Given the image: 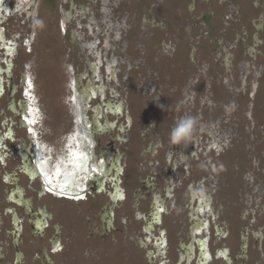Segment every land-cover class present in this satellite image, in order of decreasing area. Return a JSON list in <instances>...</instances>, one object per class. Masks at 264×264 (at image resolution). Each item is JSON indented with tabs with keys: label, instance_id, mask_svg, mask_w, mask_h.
<instances>
[{
	"label": "flooded vegetation",
	"instance_id": "1",
	"mask_svg": "<svg viewBox=\"0 0 264 264\" xmlns=\"http://www.w3.org/2000/svg\"><path fill=\"white\" fill-rule=\"evenodd\" d=\"M257 97L264 0H0V264H264Z\"/></svg>",
	"mask_w": 264,
	"mask_h": 264
},
{
	"label": "rangeland",
	"instance_id": "2",
	"mask_svg": "<svg viewBox=\"0 0 264 264\" xmlns=\"http://www.w3.org/2000/svg\"><path fill=\"white\" fill-rule=\"evenodd\" d=\"M135 2V1H134ZM51 4L53 5H57L56 1H53ZM134 3H132L131 5H133ZM54 6V7H55ZM55 13V12H54ZM57 17V14L54 15V18ZM43 36L40 35H37V42H36V45L38 46L36 49L37 50H34L33 53H31V55L28 56V59L30 60V67L32 68L33 70V73L36 74V78L37 80L40 81V86L38 87V89L41 87L44 92H43V95H44V98L41 96V93H39L38 95V99H39V103L42 105L43 101H50L52 102L51 104H49V106H53L54 105V100L56 99H53L49 92L50 90H47L45 87V82H48L47 79H50L51 81H55L56 80V74H55V66H53L51 63H52V60L51 59H54L56 60L57 56L58 55H55L53 58H51V56H47L45 55L41 49H42V45L45 42L48 43V38H44L42 41H41V38ZM51 42V41H50ZM67 62L66 60L63 61V72L65 71L66 72V69H65V66ZM45 69H48L49 70V73L48 72H45V74H43V71ZM164 71V70H163ZM67 75V74H66ZM48 76H50L49 78H47ZM68 77V76H67ZM67 77H65V74H63V80L66 79ZM50 81V84L54 85L55 86V82H51ZM48 93V94H47ZM149 97H151L150 95H144V99H147L149 100ZM66 98V97H65ZM210 100V99H208ZM263 100L259 97H257L255 103H254V108H253V111H264V104L262 103ZM55 106V105H54ZM66 107V105H65ZM50 111H48L47 115L50 116L49 114Z\"/></svg>",
	"mask_w": 264,
	"mask_h": 264
},
{
	"label": "clouds",
	"instance_id": "3",
	"mask_svg": "<svg viewBox=\"0 0 264 264\" xmlns=\"http://www.w3.org/2000/svg\"><path fill=\"white\" fill-rule=\"evenodd\" d=\"M197 125L198 121L194 116L185 115L179 118L171 129L169 143L171 145L189 144L194 138Z\"/></svg>",
	"mask_w": 264,
	"mask_h": 264
}]
</instances>
